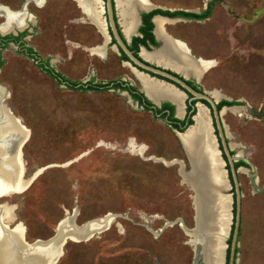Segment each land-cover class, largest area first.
<instances>
[{"label":"rangeland","instance_id":"374dc122","mask_svg":"<svg viewBox=\"0 0 264 264\" xmlns=\"http://www.w3.org/2000/svg\"><path fill=\"white\" fill-rule=\"evenodd\" d=\"M149 1L161 9L192 12L210 3L207 18L168 21L164 32L212 63L199 80L201 87L243 102L237 111L222 114L233 153L248 164L238 171L242 195L237 264H264V0ZM23 2L0 0L9 11H0V32L13 31L1 25ZM26 8L12 29L34 23L26 43L41 58L51 57L59 72L79 77L84 56L97 78L126 75L140 86L120 63L116 49L108 47L106 57L100 58L65 42L66 30L67 38L86 47L103 40L88 21H77L85 14L75 1H30ZM67 45L74 52L71 60L65 59ZM0 57L3 104L29 133L20 153L24 177L41 169L22 193L5 198L15 206L16 226L25 239H49L63 218L80 225L113 214L106 229L80 241L67 238L55 264H193L191 236L174 222L194 226L193 190L182 180L179 160L186 170L190 164L170 126L123 93L57 84L13 44L2 48ZM226 188L228 246L233 195ZM7 217L14 214L5 205L3 219Z\"/></svg>","mask_w":264,"mask_h":264},{"label":"bare ground","instance_id":"6f19581e","mask_svg":"<svg viewBox=\"0 0 264 264\" xmlns=\"http://www.w3.org/2000/svg\"><path fill=\"white\" fill-rule=\"evenodd\" d=\"M42 1L43 0H35V3L40 4ZM74 1L78 3L77 6H81L79 7L82 9L81 11L98 26L96 27L103 36V22L100 18L102 12L101 1ZM144 2V4L150 5L147 1ZM115 6L120 26L124 34L128 36L133 33L136 24L133 4L129 0H115ZM0 11H6L7 14L9 12L3 6H0ZM21 14L25 16V10L21 11L20 9L14 14L9 13L7 19L1 26H4L8 30H13L12 32H14V29L12 28L16 22L20 20L19 15ZM168 21L172 20H168L161 16H156L154 18L155 34L162 42V46L153 52H142V55L154 62L170 66L183 71L186 74H194L198 76L206 68L208 61L191 57L181 41L179 42L177 39L172 41L169 40L164 32V24ZM103 38L107 40L106 36H103ZM100 49L103 51L102 47L97 48L96 51L100 52ZM133 72L144 90L150 96L154 98L167 97L176 102L178 109H180L179 101L181 96L177 93L178 91L176 92L175 89L161 82L147 78L135 69H133ZM4 95V92L0 89V98H3ZM0 103H3L1 99ZM194 120V125L189 127L186 132L180 133L178 137L180 142H183L186 147L187 159L192 163L193 171L184 174L180 170V174L183 177L187 175L185 177L192 180L197 188L196 195L193 197L194 214L195 212L197 214L194 217V220H196L197 229L199 233H201L194 235L197 248L200 249V253L204 255L205 261L207 262L206 264H223L225 236L227 232L225 217L226 214L228 215L230 198L223 192V190L227 189L226 186L228 187V185L223 178L224 171L221 169V162L217 157L218 152L215 149L214 141L212 140V136L207 127L208 121L205 116V108L201 105L198 106ZM18 123V120L9 112L5 104H0L1 188L10 185V183H13L15 180L17 181V177L19 176L22 167L20 153L16 149L19 146L18 138L21 137L23 133V127ZM194 171L196 174H194ZM204 180H207L209 185H207ZM114 217L113 214L104 215L96 219L88 220L79 227L69 220V218H65L58 226L60 230L55 229L57 235L53 239L44 242L36 240L35 242L26 245L21 243L23 229L20 226H15L10 231V237H8L10 240L12 239L11 243L14 245V249L5 235H2L0 238V264H24L25 261H28L29 259L28 257H25L24 259L22 256L29 255L31 249L38 250V252H33V255L36 254L41 256L40 252H42L43 255H47L53 251L59 256L60 242L64 236L65 239L70 238L80 240L77 237L85 239L91 235L92 232H98L104 228L106 229L108 224L113 222L112 220ZM192 237L193 236H191V238ZM190 243L192 244V242ZM23 250L27 251L24 252ZM11 254L12 257L10 258ZM30 261L31 263L29 264L35 263V260L33 261L30 259Z\"/></svg>","mask_w":264,"mask_h":264},{"label":"water","instance_id":"95a60500","mask_svg":"<svg viewBox=\"0 0 264 264\" xmlns=\"http://www.w3.org/2000/svg\"><path fill=\"white\" fill-rule=\"evenodd\" d=\"M30 1L35 2V0H24V2L22 3V5L20 7L21 11L27 9L26 5ZM100 1H101V7H102V12L100 14V18H101V21L103 22V33H104L103 36L107 37V40L104 38L102 45L99 46V47L103 48V51L106 48V43L110 40L111 37H113L115 43L112 45V47L114 49H116L117 51L119 50V53H120V50L124 53V55L128 58V60L125 61L126 63L130 64V62H133L135 65L141 67L142 69H146V70L151 71V72H153L155 74H158V75H161L163 77H166V78L172 80L173 82L177 83L178 85L182 86L187 91H189L192 94V96H193L192 98H195V99H198V100L203 99V100H205L207 102L208 105L198 101L196 103V106H197V104H202L204 106V108L206 109V111H207L206 116H207V121H208L209 133L212 136V140L214 141V144H215V149L218 152V158L220 159V161L222 163V170L224 171L225 181L227 182V185H229V187L233 189V192H231V195L234 194V198H232V202H234V204H235V206H234L235 207L234 208L235 211H234V213H232V211H230V213H231V221H230L231 222V226H230V235H231V237H230V244H229L228 264H237L238 251H236V249L238 248V245H239L240 208H241V195H242L241 189H240V182H239V179H238V171L240 170V167L236 168L235 165H234L235 156L231 154L232 145H231V142L228 140L229 136H228V133L226 131V127H225V124L223 122L221 112H222L223 109H230L231 107H235V108L238 109V106L237 105L222 106L220 109H218L216 103L219 100V98H214L209 92H207V91L205 92L204 90H203V92L196 91L193 88H191L189 85H187L181 78L177 77L176 75L172 74L171 72L166 71L165 69H162L160 67H156V66L147 64L144 61L140 60V58L135 56L133 54V52L127 46V43L129 41L130 35L126 36L124 34L121 26H120V23H119V20H118V16H117V12H116L115 0H100ZM129 1L133 4V7H134V13H135V19H136V24H135V27H134V32H135L136 28H137V25L140 23V14H141V12H148V11H151L152 9H155V8H158V7L155 6L154 4H152L148 0H129ZM144 1H147L148 3H150V5L144 4L145 3ZM43 2H45V0H43ZM76 5H78L77 2H76ZM78 7H81V6H78ZM80 10H82V9L80 8ZM194 12H196V11H194ZM156 16H161L163 18H167L168 20H172V21L179 20V19H186L185 17H182V16L169 17V16H166V15L154 14L153 17H152V21H154V18ZM105 17H106V19H105ZM28 24H33V23H28ZM26 28H24V29H26ZM22 30L23 29H19L17 31H22ZM27 31L30 32L31 31V27H29L27 29ZM0 33H8V32H0ZM12 33L16 34V31L12 32ZM153 33L155 35V38L158 41H160L157 38L156 34H155V25H154V28H153ZM121 34H122V36H121ZM161 46H162V43L156 48L158 49ZM187 53L190 55L189 50L187 51ZM139 55H141L140 52H139ZM142 59L147 60L144 57H142ZM155 64L158 65L159 63L155 62ZM132 67H135V66L133 65ZM173 70L176 71V72L180 71V70H178V69L176 70L174 68H173ZM183 75L185 76L186 73L183 74ZM150 78L155 80V81L163 83V81L161 79L157 78V77H152L151 76ZM169 84H170L171 87L175 88V90H179L177 88V86H175L173 83H169ZM142 89L144 90V88H142ZM179 91L182 92V90H179ZM144 92L146 93L148 98L156 105H159V103L162 100L167 99V97L154 98V97L150 96L145 90H144ZM223 98L228 100V98H226V97H223ZM0 104L3 105V103H0ZM210 112H211L212 116L210 115ZM196 113H197V111H196ZM195 114L192 116L193 123L188 125L182 132L176 131L177 135L180 134V133L186 132V130L189 127L193 126ZM212 118H213L216 130H217V135L219 137V141H220L222 150L219 149L217 137H216L215 133L213 132ZM22 126H23V130H22L23 133H22L21 137L18 138L19 139L18 140L19 146L16 149V150H18L19 153L22 152V146L24 145V143L28 139V135H29L28 132H25V128H24L23 124H22ZM181 145H182V147H183V149L185 151V154L187 156L186 147L184 146L183 142H181ZM221 152L224 153V155H225V157H226L228 162H224V159L221 156ZM175 161H176V159H173L172 161H167V162H175ZM179 162H180L179 172L181 170L182 173L186 174V173H191L193 171V165H192L191 162H189L190 168L188 170L184 169V164L181 162V160H179ZM226 164H228V167H229V173H230V176H231V181H230L229 177L227 176L228 175V169L226 167ZM20 166H21V164H20ZM40 170L41 169H37V170L33 171L28 177H24L25 176V167L22 166V169H20V172H21L20 173V177H17L18 179L16 178L17 181L15 180V181H13V183H10V185H6L5 187H2V188L0 187V200H1L0 201V238L2 237V235H5L7 237V239L9 240V242H10V244H11L13 249L15 247L11 243L12 239L10 240V238H8V237H10V231L20 221L17 220V216H16V214L14 212L15 206L12 205V204H9L7 202V200H5V198H8V197H10V196H12L14 194L22 193L30 185V183L35 179V177L39 174ZM194 174H196L195 171H194ZM185 176H187V175H185ZM185 176L184 177L182 176V180L185 181L191 187V189L193 190L192 197H194L196 195V192H197L196 189L197 188H196L195 184L192 182V180H190L189 178H186ZM205 181H206L207 185H209L208 181L204 180V182ZM193 203H194V201H193ZM5 205L6 206H11L12 212L14 214V218L13 219H10L8 217L3 219V206H5ZM230 208L232 210L233 206L231 207V205H230ZM196 215L197 214L195 212L194 217ZM63 219H61L57 223V229L58 230H60L58 228V226L61 224L60 222L63 221ZM174 222H178V224L183 228V230L188 235L193 236L189 240V242H192V245H193V248H194V252H195V257H194V263L193 264H197L198 261L202 262V264H206L207 262L205 261L204 255L201 254L200 253V249L197 248V243H196V240L194 238V235L201 234V233H199V231L197 229L196 220H194V226L192 228L186 227L182 223V221H180L179 219L174 221ZM168 224H172V222H169V223H167L165 225H168ZM75 225L79 227L82 224H80V225L75 224ZM56 235L57 234L55 232V234L52 237H50L49 239L41 240V241H43V242L44 241H50ZM77 238L81 239L79 237H77ZM36 240H40V239H34L33 241H29L28 242V240L25 239L24 233H23V235L21 237V243L23 245L33 243ZM66 241L67 240L65 239V236H64L62 241L60 242L61 253L63 252V246L66 243ZM78 241H80V240H78ZM225 246H227V245H225ZM27 250H23V251L26 252ZM33 252H38V250L31 249L29 251V253H30L29 255H27V256L23 255L22 256V257H24V259H25V257H28V259H29L28 261H25L24 264L31 263L30 259H32L33 261L35 260L34 261L35 263H33V264H55L57 262V260H58V256L53 251L50 252L47 255H43V253L40 252L41 256H38L36 254L33 255L32 254ZM224 256H225V252L223 254V264H224V261H225L224 260ZM11 257H12V254H11L10 258Z\"/></svg>","mask_w":264,"mask_h":264},{"label":"flooded vegetation","instance_id":"af4514ba","mask_svg":"<svg viewBox=\"0 0 264 264\" xmlns=\"http://www.w3.org/2000/svg\"><path fill=\"white\" fill-rule=\"evenodd\" d=\"M142 13H144V12H141V14H140V23L137 25L136 31L135 32L133 31V33L130 34L129 41L127 43V46L133 52V54L135 56H137L138 58H140V60L144 61L147 64H150V65H153V66H156V67H160L162 69H165L166 71L171 72L172 74H174L177 77L181 78L187 85H189L194 90L201 91V92H203V90H204L206 92L207 90H205L203 87H201L199 85V80L203 76V73L209 68L208 65L210 66L212 64L211 62L208 61V64H207L206 68L203 70V72H201L198 75L199 77L194 75V74H186L184 76L183 74H185V73L183 71L176 72V71L173 70L172 67L167 66V65H163V64H160V63L157 65V64H155L154 61H152L150 59H147L146 57H144L142 55V52H153V51H155L157 49L156 47H158L162 43L161 41H158L155 38V35L153 33V28H154L155 24H154V21H152V17H153L154 14L151 16L150 20L152 22V30L151 31H152V34L154 36V40H155L156 44L152 43L149 39H146L145 43H142L139 40L135 41L134 37H142L143 36V31L140 30V28L142 26H144V24H145V21H144V19L142 17ZM182 17H185L186 19H196V20L207 18V17H205V18H196V17H186V16H182ZM87 18L88 17H86L84 15V16H81V17L77 18V21H80L82 23H85V22L88 21L89 24L93 25L92 26V27H94L93 31L96 32V33L98 32L100 34V36H102V34L97 29L98 26L95 23H93L89 18H88L89 20ZM105 19H106V17H105ZM33 25H34V23L33 24H28V27L26 29H24L23 31H17L16 34H13L12 32H9V33H5L4 35L3 34L0 35V53H1V49L2 48H5L8 44H13L14 46L17 47V50L19 52H21L22 54L30 57L35 62L36 66L41 71L46 72L59 85H62L64 87L68 88V89H78V90H83V91H86V90H89V91H92V90H94V91H96V90H113V91H116L118 93H123L128 98L129 102H131L132 104H135L136 106H138V107H140V108H142L144 110H147V111L151 112L153 115H155V116L161 118L163 121H165L170 126V128L175 132V134H176V131L182 132L188 125L193 123L192 116L198 110V106L199 105H201L204 108V106L202 104H197V106H196V103L198 101H200V102H202L204 104H207V102L205 100H203V99L198 100V99L192 98L193 96H192V94L189 91H187L185 88H183L182 86L178 85L177 83L173 82L172 80H170V79H168L166 77H163L161 75L155 74V73H153L151 71H148L146 69H142L141 67L135 65L133 62H130V64L126 63L125 61L128 60V58L126 56H125V58L121 57L124 54L121 50H120V53H119V50L117 51V54L119 56L118 57L119 61H120V63L122 65H126L129 68L130 72L133 74V76L135 78H136V76L134 75L133 69H135L137 72L142 73L143 75H145L149 79H151L150 78L151 76L152 77H157V78L161 79L165 85H168L169 83H173L175 86H177V88L179 90H182V92H180L179 90H175L176 92L178 91L177 93L181 96L180 101H179L180 102V109H178L177 103L174 102L173 100L169 99V98L162 100L159 103V105L154 104L148 98V96L146 95L144 90L142 89L143 87L140 84V82L138 81L139 84H140V86H138V85H136V83L130 77H128L126 75L118 76L116 78H111V79H99V78H97L96 77L95 68H93L92 64H85L84 63V56L80 57L81 75L79 77H77V78H72V77H70L67 74L59 72L53 66V64H52L53 60H52L51 57L41 58L38 55V53L35 52V50L26 43L25 38H26V35H27V32H28L27 29L29 27L33 26ZM65 33H66L65 35L68 37L67 30H66ZM79 34H80V36H83L84 27L79 29ZM12 36H14V38ZM121 36H122V34H121ZM67 37H66L65 42L68 45H70V46H72L74 48H77L78 51H81V53H85V51H87L91 55L95 54L96 56H98L100 58H105L106 54H107L106 52H107V48L108 47H110V48H112L114 50V48L112 47V45L115 43L113 37H111L110 40L106 43V48H105L104 51H102V49H100V53L103 52L102 56L99 55L98 53H92L91 51L97 52L96 49L99 48V46L102 45L104 38H103V40H101V44H97L96 43L93 46L86 47L82 43L80 44V42L71 41ZM68 45H67V49H66V57H65V59L66 60H71L73 58L74 52L69 50ZM188 50H189V53H190V55L192 57L196 56V55H194L191 52L190 48H188ZM139 52H140L141 55H139ZM142 57L146 58L147 60L142 59ZM195 58H197V57H195ZM1 63H2V60H1V57H0V65H1ZM133 65L135 67H132ZM168 86H170V84ZM173 89H175V88H173ZM207 92H209V91H207ZM210 94L214 98H219V100L217 101L216 105L221 100H226L225 98H223L221 93L219 94V92L217 90H211ZM4 98H5V96H4ZM4 98H0L2 102H3ZM227 101H233V102H235L233 105H237V106H240V105L243 104V102L241 100H227ZM222 106H231V105H222ZM220 108H218V109H220ZM225 110H227V109H223L222 114H223V112ZM229 110L237 111L238 109L235 108V107H231ZM210 115L212 116L211 112H210ZM205 116H206V109H205ZM206 119H207V116H206ZM190 120H191V123H189ZM194 123H195V120H194ZM212 124H213V132L215 133V135L217 137V140H218V147H219L220 150H222V147H221V144H220V141H219V137L217 135V130H216L213 118H212ZM177 137H179V134L177 135ZM231 154L235 156V154L233 153L232 150H231ZM221 156L224 159V162H228L223 152H221ZM238 160H243L244 162L247 163L246 160L235 156L234 162H236ZM219 161H220V159H219ZM241 166H248V164L247 165H241ZM226 167L228 169V175L227 176L229 177V179L231 181V176H230V173H229L228 164H226ZM238 167H240V166H238ZM221 169H222V163H221ZM223 178L225 180L224 172H223ZM232 213H234V212L232 211ZM227 248H229V244H228ZM228 259H229V256H228ZM224 260H225L224 264H226V256H224ZM197 264H202V262L198 261Z\"/></svg>","mask_w":264,"mask_h":264},{"label":"trees","instance_id":"16d2710c","mask_svg":"<svg viewBox=\"0 0 264 264\" xmlns=\"http://www.w3.org/2000/svg\"><path fill=\"white\" fill-rule=\"evenodd\" d=\"M211 10V6L210 3L207 4L206 8L204 10H202L201 12H192V11H185V10H167V9H161V8H155L149 12H144L142 13V17L145 21L144 26H142L140 28L141 31H143V36L142 37H134L135 41L139 40L142 43H145L146 39H149L152 43L156 44L155 40H154V36L152 34V22H151V16L153 14H161V15H166V16H186V17H196V18H205L209 16ZM14 38V36H12ZM121 57L125 58V55L123 54ZM235 102L233 101H227V100H221L218 104L217 107L220 108L222 105H233ZM189 123H191V120L189 121ZM235 167L237 168L238 166L241 165H247L246 162H244L243 160H238L236 162H234ZM233 192V189H232ZM233 198H234V194H233ZM235 204L233 202V212L235 211ZM239 234H240V228H239ZM230 237L228 238V244H230ZM236 251H238V248L236 249ZM228 256H229V248H227L226 251V264H228Z\"/></svg>","mask_w":264,"mask_h":264}]
</instances>
